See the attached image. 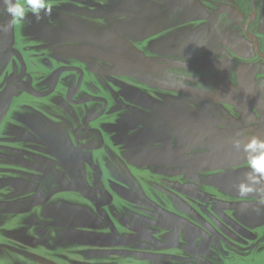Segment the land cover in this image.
<instances>
[{"label":"flooded vegetation","instance_id":"obj_1","mask_svg":"<svg viewBox=\"0 0 264 264\" xmlns=\"http://www.w3.org/2000/svg\"><path fill=\"white\" fill-rule=\"evenodd\" d=\"M51 2H54L51 14L43 15L40 20L46 21V16L52 18L56 22L57 31L58 24H60L61 28L58 32H61L60 37L63 40H61L62 43L55 41L54 46L61 47L67 53L75 52L86 56L89 66L83 65L79 60L77 62L88 69L94 68L95 53H101V50H96V47H114L118 51H115L112 59L121 73L138 77L151 86L154 84L157 91H151L150 95H145L144 92L138 90L139 93L136 96L142 106L152 111L144 115L138 110L135 112L136 115L132 116L128 110L119 109V113L122 112L125 118L121 114L122 121L116 128L112 127V131L106 129L103 131L102 128L98 129L94 125L95 120L107 114L114 117L115 111H110L109 98L94 96V84L86 81L84 69L77 66L75 60L72 59L68 61L69 65H61L57 68L55 74L58 73V75L55 76L48 90L37 91L32 88L30 81L24 79L27 76L28 67L21 57L23 74L18 78L11 76L10 79L21 82L19 84L27 87L29 93L41 102L38 112L22 117L23 132L24 134L37 132L42 148L45 150L47 146L49 147L56 164L50 167L37 164L42 173L38 174L35 191L18 199L0 200V203H11L30 199L29 204L22 211L0 212V214H24L28 217V226H32L33 222L35 223L33 226H39L38 238L31 233V230H28L24 238L26 247L14 248V250L28 259L40 258L36 253L35 245L40 246L39 250L46 251L47 245L51 247L48 242L51 239L48 238L52 236V232L56 231L55 237L58 238L59 229L62 231L64 227L78 226L77 228L86 227L87 231L89 229L87 233L82 231L81 237L85 239L89 233L92 236V243L97 242L106 246L98 250L99 253L94 258L99 261L98 264H134L136 261H150L154 264V262L170 261L173 255H164L161 251L160 253L158 250H153L157 247L174 250L176 248L174 259L180 262L178 264L181 262L184 264H215L206 256L209 245L214 247V253L211 255L215 261L223 259L224 254L230 252L229 255L225 254L226 258L223 259L222 264H255L258 262L256 258L260 257V251L264 252V237H257L253 229L260 230V235L264 234V220L255 228H251L252 226L250 227L244 221L243 213L248 212L247 216H251L250 214L254 212H250L248 209L251 207L246 206V201L240 199L223 202L219 205L221 210L216 209L218 212L230 213L231 222L228 226L233 234L230 243L218 238L210 241L205 248L201 247V244L197 245L190 241L182 244L179 240L180 231L175 228L176 237L171 241L155 236L150 237V233L140 232L130 239L129 246H133L132 248L127 246L111 248V245H123L127 241L122 240L118 233L110 232L111 221L107 211L110 209L109 197H105L106 195L94 182L91 184L86 172V163L89 165L90 162L82 156L80 150L84 147H94L95 132L99 130L104 141L100 149L106 151L107 148H112L118 171L123 172V175L132 176L127 178L128 180L124 178L121 181L124 183H129L131 180L139 181V177L155 182L158 180L155 185L158 189L160 178H163L162 180L167 184L168 172H172L173 169L167 166H175V162L172 161L176 157L173 154L174 147L181 144L173 141V135L167 141L165 140L166 142H159L152 136H148L153 145L141 149L140 141L146 142L147 138H138L135 135V129L145 127L146 122H152L158 126L161 117L167 120V124L162 123L165 130L172 128L169 127V118H175L173 114L176 110L174 111L171 107L170 97L159 95L158 90L172 93L173 96L175 93H183L202 101L204 108H208L206 111L203 109L200 112H193L195 117L204 124L199 128V142L206 140L211 134L220 140L218 144L216 143L215 149L217 150L214 154V160L219 165H200L190 170L193 173H205L215 169V175L218 173L223 177L219 178L217 175V182L221 184L226 179L223 169H227L226 174H230L229 171L232 169L234 173L236 172V179L244 180L243 172L248 170L245 154L242 150L234 148L233 141L239 139L244 143L251 137L264 139V0H54L50 1V4ZM4 11L6 20L2 21L4 18H0V35L4 30L7 35L10 34L9 37L12 39L6 44V51L12 52L15 46L14 25L10 22L8 24L10 28L7 31L8 26L6 24L5 27V23L11 21V17L1 0L0 17ZM110 21L116 23L113 28L110 27ZM126 21L136 23L137 28L133 33L137 34V40L125 37L127 33L132 34L129 29L133 28L126 27ZM98 27H102L103 30H98ZM100 31L104 34L99 33ZM81 32L86 34L87 39L89 36L91 38L102 37L97 40L98 46H95L93 39H89L85 46L77 48L80 51L77 52L76 46L69 44L66 39L73 35L79 37ZM111 35L115 37L113 40H111ZM103 54L108 53L103 51ZM46 64L51 66V62ZM9 65L10 58L2 56L0 58V78ZM33 65L36 66L37 63L34 62ZM97 68L100 67L97 66ZM64 70L78 72L80 77L69 88L65 98L63 95L61 99L55 101L58 111L53 112L54 129L47 133L46 99L57 90L60 83L59 71ZM9 86L0 103V124L5 119L13 99ZM25 95L30 97L29 94ZM126 96L125 94L119 97L120 108L127 103L124 100ZM95 102L99 105L102 103L103 110L96 112L95 105H90ZM148 118L151 120H147ZM132 131H135L133 136ZM117 132H119L118 138L115 136L111 141V133ZM47 134L50 135V139H47ZM27 139L28 137L23 138V140ZM228 148H234V153L229 154L230 157H224L221 151ZM107 158H104V162ZM130 161L139 163V165L141 162V167L144 165L149 168L153 167L155 172L150 173L145 168L142 173L139 172L135 176L136 174L132 173ZM176 162H181V160L177 159ZM99 177L102 179L104 176L99 175ZM2 180L8 185L21 184L25 181L23 176L15 175H8ZM120 185L122 187L124 184ZM161 189L166 195L170 191L167 187ZM69 192L80 193L92 203L87 208L88 215L82 216L81 221L74 220L73 208L62 201L61 195ZM128 194L141 205H152L150 195L141 189L130 191ZM103 197L107 199L104 204L101 203ZM51 204L53 206H50ZM256 208L264 209V204ZM36 212L37 220L31 217ZM47 214L53 218V223L48 220ZM63 217L70 220L64 222ZM197 217L200 223L208 225L203 217L199 215ZM262 219H264L263 216ZM239 235L244 237L241 238ZM253 241L259 243L252 246ZM228 245L230 248L227 247ZM236 245H247L248 252L245 253L244 250L238 249ZM196 247L199 250H196ZM257 252L258 256L255 257L254 254ZM262 255L261 260L264 262V253ZM92 256L95 257V254L93 253ZM56 257L58 258L56 261L60 259V264L63 260H70L62 253L56 254ZM238 257L242 259L237 260Z\"/></svg>","mask_w":264,"mask_h":264},{"label":"rangeland","instance_id":"obj_2","mask_svg":"<svg viewBox=\"0 0 264 264\" xmlns=\"http://www.w3.org/2000/svg\"><path fill=\"white\" fill-rule=\"evenodd\" d=\"M51 8H54V2H51ZM0 18H4L2 21L6 20L5 11ZM45 18L46 21L37 20L34 16L29 14L27 19L22 24L14 25L15 46L12 49V52L6 51V44L12 39L9 37L10 34L7 35L4 33V30L0 35V58L2 56L10 58L9 67L0 78V103L5 93L8 91V85H10V92L13 95L8 113L6 114L3 122L0 124V200L3 201L18 199L35 191L38 182V174L42 173V170H40V167H38L37 164H43L46 167L56 164L49 147L47 146L45 150L42 148V144H40L41 139L39 138V134L37 132L32 131L33 133L28 134H24L23 132L24 126L21 122L22 117H26L33 112H38L41 102L29 93L27 87H22L21 84H19L21 82L10 79L11 76L17 78L22 76L23 69L21 57H23L24 61H26L28 67L27 76L24 77V79L30 81L32 83V88L37 91L48 90L51 87L55 76L58 75V73L55 74L57 68L61 65H69V62L72 59L75 60L76 65L81 67V69H84L85 78L87 79L86 81L94 84V96L109 98L111 103V109H109L110 111H115V113H113L114 117L107 114L105 116L102 115L103 117L100 116L98 120H95L94 125L98 127V129L102 128L103 131L105 129L107 131H112V129L116 128L122 121L120 116L122 114L124 117V114L122 112L119 113V109H125L124 111L128 110L132 116H135V112L138 110L142 111L144 115H146L147 112L152 111L144 105L142 106L136 96L139 93L138 90L144 92L145 95H150L151 91H157V89L153 86L154 84L151 86L149 83L140 80L138 77L121 73L119 67L112 59L115 51H118V49L114 47H96V50L100 49L101 53H95L96 61L93 63L94 68H85V66H89V61L86 56H81V53L76 54L75 52H69V54L65 52V50L61 49V47L58 46L57 48V46H54L55 41H60V43H62L61 40H63V38L60 37L62 36L61 32H58L61 26L58 24L57 31L56 22L50 17L46 16ZM10 22L11 21L5 23V27L6 24L8 26ZM109 24L111 28L116 25L113 21H110ZM125 26L133 27L129 29L132 34L127 33L125 34V37L130 38V40H137V34H134L137 28L136 23L126 21ZM9 28L10 27L8 26L7 31ZM84 28H87V26H84ZM98 30H103V28L98 27ZM99 33L104 34L103 31H100ZM110 37L111 40L115 38L113 35ZM101 38L100 36H96L94 38L89 36L87 39L86 34L81 32L79 37L75 35H73V37L68 36L66 40H68L67 42L69 44L76 46L75 50L80 52L77 48L82 47V45L85 46L89 39H93L95 41V46H98L97 40ZM63 43H65V41H63ZM103 51L108 54H103ZM78 60L85 66L82 67V65L77 62ZM34 62L37 63L36 66L33 65ZM47 62H51V66L47 65ZM65 62H68V64H65ZM97 66L100 68H97ZM79 77L80 74L72 70L59 71L60 83L58 88L50 97L46 99L45 111L48 116V125L46 126L47 133L51 131V129H54L53 120H55V117H53V112L58 111L55 101H57V99H61L63 95L65 98V94L69 88L76 83ZM158 92L159 95L169 96L171 99V107L174 108V111L176 110L173 114L175 115V118H169V127L172 128L169 130L166 129L168 130L166 131L162 126V123H166L167 120L166 118L161 117L159 118L160 121L157 124L158 126L152 122H146L145 127H136L135 135L138 138H147L148 142H143V140L142 142L140 141L139 147L141 149L143 147L153 145L148 136H152L155 140L162 142L165 140L167 141V139L173 135V141L176 144H181L176 146V148L174 147L173 154L176 157L173 158L172 161L175 162V166H167L173 168L172 172H168L169 179L167 184L162 180L163 178H160V185L157 189L155 185L158 180L155 182L154 180L150 181L144 179L143 177H139V181L131 180L129 183L122 182L124 178L128 180L127 178L132 176H126V174L123 175V172L121 173L118 171V166L115 164L116 161L113 156L114 152L112 148H107L106 151L100 149V146L104 141L102 140V133L99 130L95 132L94 147H84L80 150L82 156L87 158L88 162H90L89 165L86 163V172L91 180V184L94 182L95 185L103 191L104 195H106L105 197H109L110 209H107V211L109 212L111 221L110 232L112 234L115 232L118 233L122 240L127 241L126 244L111 245L110 247L115 248L127 246L132 248L133 246H129L131 242L130 239L133 238L136 233L140 232L150 233V237L155 236L157 238L164 239L165 241H171L176 237L175 228L180 231L179 240L182 244L190 241L191 243H197V245L201 244V247L205 248L206 245H209L210 241L218 238L224 239L226 242L230 243L233 238V234L228 226L231 222L230 213L227 214L224 212L222 213L221 211L218 212L216 209L221 210L219 205L230 200H245L247 203V205H245L251 207L248 210L254 213L250 214L251 216H247L248 212H245V214L243 213V219L250 225V227L252 226L251 228H255V226L264 220L262 219V216L264 218V209L256 208L261 207L262 204L258 202V198L256 196H251L247 199L238 196L236 186L242 180L236 179V172L234 173L232 169L229 171L230 174H226L227 169H223V174L226 175V179L225 182L221 184L217 182V175H219V178L223 177L218 173L215 175V169L205 173H193L192 170H190V168H196L200 165H219L214 160V154L215 150H217L215 149L216 143L218 144L220 140H217L215 138L216 136L211 134L206 140L199 142V128L204 124L200 121V119L196 118L193 113L195 111H203V109L206 111L208 108H204L202 101L200 102L198 99L188 97L183 93H175L173 96L172 93L165 92L161 89H159ZM24 93L29 94L30 97ZM125 94L127 96L124 100H126L127 103H124V107L120 108L121 101H119V97ZM172 96L174 98L173 102ZM90 105H95L96 112L103 110L102 103L99 105V103L95 102ZM147 120L150 121L151 119L148 118ZM135 131H132V133ZM118 134L119 132L111 133V141L115 136L118 138ZM133 135L134 133L132 136ZM25 137H28V139L23 140ZM46 137L47 139H50L49 134H47ZM234 150V148H228L221 152L224 153V157H230L229 154L234 153ZM106 157L108 158L105 159L106 161L104 162V158ZM177 159L181 160V162H176ZM109 160L112 163H109ZM130 164L132 173L136 174L135 176H137L139 172L142 173L145 168H147L150 173L155 172L153 167L149 168L146 165L141 167V162L139 165V163L136 164L133 161H130ZM247 171L248 170H245L243 173L246 174ZM7 174L23 176L25 181L21 184L8 185L2 180L4 177L8 176ZM99 175H103L104 177L100 179ZM120 182L124 184L122 187ZM161 185H163L162 187L169 188L170 191L167 195L163 193L161 189L162 187H160ZM187 186L190 189H188ZM233 186H235V188ZM136 188L141 189L146 194L150 195L152 205L144 206L131 198L128 193L130 191H138ZM154 193H156V195H154ZM61 197L63 198L62 201H64L65 204L73 208L75 221H81L83 219L82 216L88 215L86 213L88 211L87 208H89L92 203L86 196H83L80 193L73 194L69 192L62 194ZM105 197L101 198L102 204H104L105 201L107 202ZM50 206H53V204ZM254 206L255 208H252ZM198 215L203 217L207 221L208 225L205 226L200 223L197 217ZM31 217L37 220V212L34 215H31ZM48 218V220L53 223V218L49 216ZM27 220L28 217L24 214H0V264H56V262H59L60 264V259L56 261V259H58V255L56 257V254L59 253L64 254L70 260L72 259V261L63 260V262H61L62 264L99 263V261L94 258H96V254L99 253L98 250H101L106 246L98 244L97 242L92 243V236L89 233L85 239L84 237H81L82 231L87 233L89 229L87 231L86 227L77 228L78 226L74 228L64 227L62 231L59 229L60 233L58 238L57 236L55 237L56 231L52 232V236H50L51 238H48L51 239L48 241L51 247L47 245L46 251H43V249L39 250L40 246L35 245L36 253L40 256V258L28 259L22 254H19L14 250V248L23 249L26 247V244L24 243L26 232L31 230V233L34 236H37L39 231V226H33L35 225L34 222L32 226H28ZM62 220L65 222L70 219L63 217ZM52 231H54V229H52ZM253 231L256 232L257 237H264V234H259L260 230L255 228ZM38 237L39 236H37V238ZM239 237L242 238L244 236L239 235ZM256 243L259 242H251L252 246L256 245ZM229 246L230 245L227 247L230 248ZM55 248H57V250ZM237 248L244 250L245 253L248 252V250H246L247 245H239ZM153 250H158V252L161 251L164 255H173L170 261H165L163 263L154 262V264L180 263L174 259L176 256V248L174 250L167 249L165 247H157ZM196 250H199V248L196 247ZM93 253L95 254V257L92 256ZM213 253L214 247L209 245L206 256L212 263L215 264H222L223 259L226 258L225 256L230 254V252L227 254L225 253L226 255L224 254L222 257L223 259L215 261L214 257L211 255ZM263 253L264 252L260 251V257L258 259L256 258L258 262H255V264L264 263L261 260ZM254 256L257 257L258 252L255 253ZM241 259V257L237 258V260ZM134 264L152 263L150 261H136ZM181 264L184 263L181 262Z\"/></svg>","mask_w":264,"mask_h":264},{"label":"clouds","instance_id":"obj_3","mask_svg":"<svg viewBox=\"0 0 264 264\" xmlns=\"http://www.w3.org/2000/svg\"><path fill=\"white\" fill-rule=\"evenodd\" d=\"M2 2L13 25L22 24L29 14L40 20L43 15H50L52 11L50 0H2ZM233 146L244 152L248 169L244 180L236 186L238 196L244 199L256 196L258 202L264 204V139L251 137L244 143L235 139Z\"/></svg>","mask_w":264,"mask_h":264},{"label":"water","instance_id":"obj_4","mask_svg":"<svg viewBox=\"0 0 264 264\" xmlns=\"http://www.w3.org/2000/svg\"><path fill=\"white\" fill-rule=\"evenodd\" d=\"M30 199H22L17 202L0 203V212L22 211L29 204Z\"/></svg>","mask_w":264,"mask_h":264}]
</instances>
